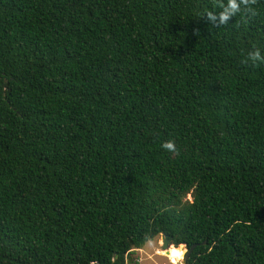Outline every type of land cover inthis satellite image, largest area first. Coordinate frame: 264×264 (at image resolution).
<instances>
[{
	"label": "trees",
	"instance_id": "16d2710c",
	"mask_svg": "<svg viewBox=\"0 0 264 264\" xmlns=\"http://www.w3.org/2000/svg\"><path fill=\"white\" fill-rule=\"evenodd\" d=\"M235 2L0 0V264H264V0Z\"/></svg>",
	"mask_w": 264,
	"mask_h": 264
},
{
	"label": "rangeland",
	"instance_id": "374dc122",
	"mask_svg": "<svg viewBox=\"0 0 264 264\" xmlns=\"http://www.w3.org/2000/svg\"><path fill=\"white\" fill-rule=\"evenodd\" d=\"M188 198L191 199V197ZM161 251L167 250L163 249V237L159 236L155 240L146 243L143 249L132 253L128 264H172L169 259L161 255ZM182 256H184L183 253Z\"/></svg>",
	"mask_w": 264,
	"mask_h": 264
},
{
	"label": "bare ground",
	"instance_id": "6f19581e",
	"mask_svg": "<svg viewBox=\"0 0 264 264\" xmlns=\"http://www.w3.org/2000/svg\"><path fill=\"white\" fill-rule=\"evenodd\" d=\"M182 253L184 254V252L180 250V247L178 248L171 247L167 251H161V255L169 259L172 264H181L180 262H181Z\"/></svg>",
	"mask_w": 264,
	"mask_h": 264
},
{
	"label": "water",
	"instance_id": "95a60500",
	"mask_svg": "<svg viewBox=\"0 0 264 264\" xmlns=\"http://www.w3.org/2000/svg\"><path fill=\"white\" fill-rule=\"evenodd\" d=\"M163 237V249L164 250H169V248L171 247H175L174 245L171 244L169 238L165 235H162ZM175 248H178V247H175ZM193 248H191L190 250L185 246V245H181L180 246V250L181 251H184V256H183V259H182V264H187V260L190 256V253L192 251ZM169 253V252H168Z\"/></svg>",
	"mask_w": 264,
	"mask_h": 264
},
{
	"label": "clouds",
	"instance_id": "9594fccd",
	"mask_svg": "<svg viewBox=\"0 0 264 264\" xmlns=\"http://www.w3.org/2000/svg\"><path fill=\"white\" fill-rule=\"evenodd\" d=\"M237 9H238V5L235 2V0H229V6L225 9V14L221 15V21L226 19L227 14H230L231 12L236 11ZM253 58L258 59L259 58L258 54L254 55Z\"/></svg>",
	"mask_w": 264,
	"mask_h": 264
}]
</instances>
